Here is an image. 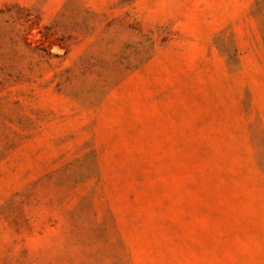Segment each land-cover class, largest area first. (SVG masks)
<instances>
[{
    "label": "rangeland",
    "instance_id": "obj_1",
    "mask_svg": "<svg viewBox=\"0 0 264 264\" xmlns=\"http://www.w3.org/2000/svg\"><path fill=\"white\" fill-rule=\"evenodd\" d=\"M0 264H264V0H0Z\"/></svg>",
    "mask_w": 264,
    "mask_h": 264
}]
</instances>
